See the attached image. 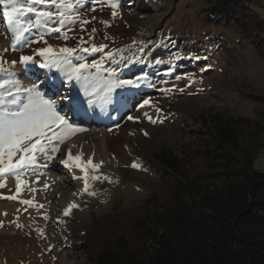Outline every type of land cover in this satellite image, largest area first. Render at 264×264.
<instances>
[{
    "label": "rangeland",
    "instance_id": "rangeland-1",
    "mask_svg": "<svg viewBox=\"0 0 264 264\" xmlns=\"http://www.w3.org/2000/svg\"><path fill=\"white\" fill-rule=\"evenodd\" d=\"M252 1L249 33L234 24H210L207 0H119L115 19L106 3L83 0L81 16L90 21L84 25L85 31H81L77 23L71 26L67 41L58 39V33L45 37L49 45L59 48L76 47L83 36L87 43L82 47L104 44L107 45L105 52L125 49L122 55L126 58L140 55L139 49L143 47L144 64L124 67L127 60L120 64L109 61L105 67L117 68L126 79L145 76L150 86L143 88L136 99L150 98L151 107L140 108L134 101L126 109L115 111L113 105H108L102 110L106 119L99 128V137L79 132L58 145L56 155L68 147H75L80 155L96 145L105 148L104 166L95 174L106 179L89 180L95 195L79 196L75 202L78 207L69 215H64L65 207L60 202L58 217L48 213L38 219L43 226L40 234L31 228L17 227L16 218L0 215V264H90L88 257L106 240L110 224L117 223L120 229L126 228L141 204L160 193L153 174L155 154L159 150H170L185 159L188 158L182 156L183 153L194 158L196 151L208 145L201 135L209 114L264 121V0ZM102 21L110 26L105 27ZM257 27L262 28L260 33L252 29ZM93 28L96 29L94 39L88 40ZM4 32L0 12V33ZM35 34L34 30L33 38ZM6 40L5 35H0V51L6 48ZM44 46L37 43L9 51L3 58L9 62L19 61L21 54L34 55L33 49ZM82 55L91 62L103 54ZM176 56L179 59H174ZM34 59L37 63L28 65L31 78L24 79L19 74V69L24 67L19 63L9 69L5 78L11 76L24 87L38 84L42 92L45 88L48 91L45 98L57 101L66 94H56L58 86L64 82L63 76L56 70L39 68L40 57ZM156 60L164 63L156 64ZM53 84L55 89L51 87ZM72 84L79 88L75 82ZM169 89L171 91H167ZM79 97L87 108L83 94ZM91 111L88 113L90 118L94 112ZM62 114H67L75 127L82 128L68 108H63ZM129 115L134 119L129 120ZM255 146L253 168L264 172L262 134L256 136ZM54 160L41 157L37 166ZM82 161L87 160L82 156ZM133 163L140 167L133 168ZM30 173L31 170L22 179ZM93 174L89 170V176ZM3 182L6 186L0 188V196L13 195L16 192L14 179L9 176ZM92 200L101 201L90 203ZM6 203L0 200V207ZM9 222L10 226L6 228Z\"/></svg>",
    "mask_w": 264,
    "mask_h": 264
},
{
    "label": "trees",
    "instance_id": "trees-1",
    "mask_svg": "<svg viewBox=\"0 0 264 264\" xmlns=\"http://www.w3.org/2000/svg\"><path fill=\"white\" fill-rule=\"evenodd\" d=\"M252 5L207 0L208 22L249 33ZM203 129L208 145L194 158L164 149L155 154L160 193L141 204L126 228L108 223L90 264H264V172L253 168L264 121L213 113Z\"/></svg>",
    "mask_w": 264,
    "mask_h": 264
},
{
    "label": "snow or ice",
    "instance_id": "snow-or-ice-1",
    "mask_svg": "<svg viewBox=\"0 0 264 264\" xmlns=\"http://www.w3.org/2000/svg\"><path fill=\"white\" fill-rule=\"evenodd\" d=\"M99 2L107 4L112 10L111 15L114 19L118 16L119 0H99ZM82 7H84L83 0H0V12L5 25V33L0 35L10 38L9 47L0 51V188L6 186L3 181L9 176L14 179L16 188L15 195L0 196V199H17L21 187L26 186L22 178L28 171H35L39 158L43 157L51 161L59 151L58 145L63 144L75 134L86 131L84 128L75 127L68 115L62 114L63 108H68L73 116H87L90 110L98 106L103 110L108 105H113L114 110L119 111L126 109L135 101L140 108L151 107L150 98L139 101L136 99L141 95L143 88L150 86L145 76L137 75L134 79H126L117 68L105 67L109 61L120 64L127 60L124 67L133 63L144 64L146 57L143 55V47L139 49L140 55L126 58L122 55L125 49L105 52L107 45L104 44L82 47L87 43L83 36L80 37L76 47L55 48L48 44L45 37L52 33H58V39L69 40L68 33L72 31L71 26L77 23L80 24L81 31H85L84 25L90 21L82 19L80 11ZM91 10L95 11V8ZM102 23L105 27L110 26L107 22L102 21ZM34 30L36 34L33 38ZM95 32L96 29L93 28L88 40L94 39ZM105 39L108 37L105 36ZM37 43L45 46L33 49L34 55L21 54L19 61L11 62L3 58L4 53L22 50ZM133 43L135 44V41ZM94 53L103 55L100 59H93L91 62L82 55ZM36 56L40 57L39 68L56 70L63 76L65 85L70 86L72 82L78 84L88 107L84 108V101L74 91H69L60 97V100L64 102L61 105L59 101L45 98L38 84L24 87L11 76L5 78L9 69L17 63L24 66L26 71H30L28 65L37 63L34 59ZM174 59H179V56ZM155 63L161 64L164 61L156 60ZM51 87L55 89L56 85L53 84ZM147 118L155 123L151 117ZM128 119L134 118L129 115ZM61 163L65 167L74 165L82 174L80 177H73L83 182L81 194L88 192L89 180L106 179L95 174L100 165L93 164L92 157L83 162L81 155L71 154V149ZM42 167H47V164ZM132 167L140 166L133 163ZM89 170L94 174L89 176ZM47 187L48 185H45V188ZM19 202L28 207L34 206L30 200ZM76 207L78 205L70 203L64 210V215H69Z\"/></svg>",
    "mask_w": 264,
    "mask_h": 264
},
{
    "label": "bare ground",
    "instance_id": "bare-ground-1",
    "mask_svg": "<svg viewBox=\"0 0 264 264\" xmlns=\"http://www.w3.org/2000/svg\"><path fill=\"white\" fill-rule=\"evenodd\" d=\"M9 45L10 38H7L5 47L7 48ZM19 74L24 79L31 78L30 73L26 71L24 67L19 69ZM62 84L64 85V82ZM62 84L61 86H58L59 88L56 92L57 95L64 93L67 94L69 91H74L77 95L80 94L79 88H77L74 84L70 86H63ZM43 93L44 95L48 94L46 88L43 89ZM57 101L62 102L60 98ZM92 111H94L92 118L88 117V115H72V118L81 122L82 128L86 129V131L83 132H88V134L94 136L98 135L99 137L101 135L99 128L105 122L106 116L99 106ZM69 149H71V154L73 156H76L78 154L80 155L75 147H68L64 152L58 153V155H56L55 157V160L47 164V167H42L40 165L37 166L35 171H31L32 173L28 174L23 179L26 186L21 187V192L17 196V199H0L1 201L7 202L4 206L0 207V215L16 218V223L19 225V227L31 228L33 232H35L36 234H40L42 232L41 228L43 226L39 224L38 219H41L48 213H52L53 215L58 217V215L60 214L58 209V205L60 202L66 209L70 203L75 204L76 199L83 194H86L89 197H93L95 195V191L91 189V186L89 187L88 192L81 194V190L84 187L83 182L80 179L73 178L74 176L80 177L82 175L80 171L74 165H71V167H65L61 163V161L66 158ZM104 151L105 148L103 149V147L96 145V147H92L91 149H89V151L81 155L85 157L86 160H88L89 157H92L93 164H99L100 167H103ZM69 163L71 164V162ZM45 185H48V187L45 188ZM65 192H69V194L67 196H63L62 194H65ZM88 193L92 194L90 195ZM15 194L16 192L13 195ZM28 200L32 202V204L34 205L33 207H28L27 205L21 204L19 202ZM100 201L92 200L90 203ZM41 205L43 207H40ZM73 209L71 211H73ZM60 218L63 219V216H60ZM9 226L10 222L7 223L6 228H8Z\"/></svg>",
    "mask_w": 264,
    "mask_h": 264
}]
</instances>
